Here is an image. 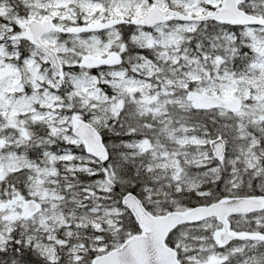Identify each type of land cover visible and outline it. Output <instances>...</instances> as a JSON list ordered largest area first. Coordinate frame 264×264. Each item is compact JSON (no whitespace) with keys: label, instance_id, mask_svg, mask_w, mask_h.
<instances>
[{"label":"snow or ice","instance_id":"obj_1","mask_svg":"<svg viewBox=\"0 0 264 264\" xmlns=\"http://www.w3.org/2000/svg\"><path fill=\"white\" fill-rule=\"evenodd\" d=\"M0 264H264V0H0Z\"/></svg>","mask_w":264,"mask_h":264}]
</instances>
